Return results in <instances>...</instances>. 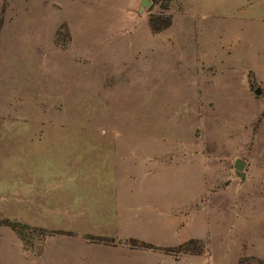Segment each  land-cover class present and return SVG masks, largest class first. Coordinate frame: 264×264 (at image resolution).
I'll use <instances>...</instances> for the list:
<instances>
[{"label":"rangeland","instance_id":"374dc122","mask_svg":"<svg viewBox=\"0 0 264 264\" xmlns=\"http://www.w3.org/2000/svg\"><path fill=\"white\" fill-rule=\"evenodd\" d=\"M141 2L0 0L1 68L39 53L40 86L66 96L41 103V127L150 146L151 171L138 176L166 186L167 223L208 236L210 249L195 240L185 252L264 264V0ZM151 20L170 23L154 31ZM4 220L24 226L8 227L28 251L52 234Z\"/></svg>","mask_w":264,"mask_h":264},{"label":"crops","instance_id":"0c3cea01","mask_svg":"<svg viewBox=\"0 0 264 264\" xmlns=\"http://www.w3.org/2000/svg\"><path fill=\"white\" fill-rule=\"evenodd\" d=\"M33 51L15 71L0 62V218L52 234L32 252L0 225V264H229L208 248L173 251L195 240L210 249L208 236L167 223L166 186L138 176L151 171L150 146L113 130L41 127V103L66 96L40 86Z\"/></svg>","mask_w":264,"mask_h":264},{"label":"trees","instance_id":"16d2710c","mask_svg":"<svg viewBox=\"0 0 264 264\" xmlns=\"http://www.w3.org/2000/svg\"><path fill=\"white\" fill-rule=\"evenodd\" d=\"M165 1H170V0H165ZM167 21V22H166ZM164 24H162V26L160 25L159 27H155L154 25V21H150V25H151V28L152 30L154 31H160L163 27H167L169 25V20H166ZM1 225H7V226H11L13 229H15L16 231H18V233H20V230H23L24 229V226L20 225V224H16V223H11L7 220H4V221H1L0 222ZM132 243V246H137V243L135 241L131 242ZM188 243H191L188 242ZM186 245L187 244H182L180 246L177 247V252L178 251H189L187 248H186ZM142 247H145V248H151L149 246H145L144 244L141 245Z\"/></svg>","mask_w":264,"mask_h":264},{"label":"water","instance_id":"95a60500","mask_svg":"<svg viewBox=\"0 0 264 264\" xmlns=\"http://www.w3.org/2000/svg\"><path fill=\"white\" fill-rule=\"evenodd\" d=\"M141 4H142L143 6H147V3L145 2V0H142ZM260 94H261V91H260L259 89L255 90V95L258 96V95H260ZM244 166H245V163H244L243 161H241V160H237V161L235 162V164H234V169H235L236 171L240 172V171L243 170Z\"/></svg>","mask_w":264,"mask_h":264}]
</instances>
